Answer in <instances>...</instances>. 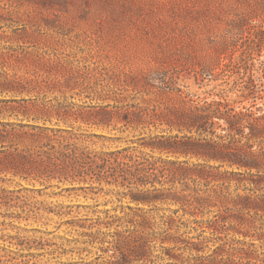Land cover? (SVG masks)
<instances>
[{
    "label": "rangeland",
    "instance_id": "rangeland-1",
    "mask_svg": "<svg viewBox=\"0 0 264 264\" xmlns=\"http://www.w3.org/2000/svg\"><path fill=\"white\" fill-rule=\"evenodd\" d=\"M255 11L254 0H0V122L27 121L23 111L36 110L35 104L42 102L74 108L109 104L110 110L119 105V113L134 104L131 110L147 108L159 128L124 126L118 120L102 127L80 120L74 124L82 126L80 133L98 134L86 138L89 149L127 148L121 156L197 162L139 146L141 137L168 129L166 119L180 109L179 94L159 89L160 80L165 78L192 102L227 99L238 109L244 94L248 98L243 103L249 105V75L264 85V41L250 61L253 69L246 70L241 53L231 54L233 37L226 29L231 19ZM262 18L263 10L253 22ZM249 28L245 25L240 37L248 35ZM259 93L264 95V90ZM257 103L262 105L264 99ZM53 115L56 123L59 117ZM223 170L203 186L211 199L192 205L133 201L125 193L154 187L140 182L122 185V177L117 182L113 177L86 183L52 179L34 185L3 173L0 264H107L114 253L115 232L130 240L122 264L260 263V240L207 226L217 217L236 227L241 217L256 225L264 221V204L256 210L240 199L256 198L255 187L263 194L264 180L239 181ZM171 185L157 182L156 188ZM173 185V190L188 194L194 183L178 177ZM193 210L194 215L186 212ZM169 217L177 221L169 225ZM113 220V225L105 224ZM247 224L239 226L246 229Z\"/></svg>",
    "mask_w": 264,
    "mask_h": 264
},
{
    "label": "trees",
    "instance_id": "trees-1",
    "mask_svg": "<svg viewBox=\"0 0 264 264\" xmlns=\"http://www.w3.org/2000/svg\"><path fill=\"white\" fill-rule=\"evenodd\" d=\"M254 6L256 11L252 16L233 18L226 29L227 35L233 37L229 43L231 54L237 51L241 53L246 70L253 69L254 64L250 61L254 58L256 48L260 49L264 41L262 27L264 18L261 22H253V18L258 17L261 10L264 11V0H254ZM245 25H249L250 31L243 38L240 35L244 34ZM240 39H243L241 44H239ZM257 55L259 56L260 53ZM209 74L213 76L212 73ZM216 78L211 77V79ZM160 81L159 89H170L179 94L176 101L180 109L175 112L174 118L166 119L168 129H162L148 138L141 137L139 146L151 148L152 151L159 150L167 154L197 158V162L189 164L188 160L176 162L161 158L151 159L147 156L140 159L129 154L121 156L122 151H126L127 148L122 151L91 150L84 142L87 137L98 134L80 133L82 126L76 128L74 125L82 120L90 125L110 127L115 120H118L123 121L124 126L134 125L137 128L146 124L145 126L153 125L158 129L159 125L154 117L148 115L147 108L131 110L136 106L132 104L126 106L128 109L126 112L119 113L118 109L121 108L119 105L114 106L115 110H110L109 104H91L74 108L71 104L58 106L59 104L42 102L35 104L36 110L28 108L23 111L28 118L27 121L0 122V175L11 173L13 177H19L34 185L36 182L45 184L52 179L86 183L113 177L117 182L122 177L120 181L122 185L126 182L129 184L140 182L144 186L151 184L154 187L137 191L131 189L125 193L129 194L133 201L154 203L174 200L182 202V205L210 200L212 195L206 193L203 186L208 187L213 183L221 169L239 181L244 179L254 181V178L264 180V103L262 105L257 103L259 98L264 99V95L259 93L264 90L261 89L264 85L259 86L250 74L245 88L250 91L248 96L253 94L252 101L249 105L243 103L248 98L243 94L245 99L240 100L241 105L237 109L234 103L227 99L210 101L204 99L192 102L186 98L187 96L182 95L181 89L171 87L165 78ZM151 82L150 79L148 84L153 86ZM85 108L88 110L85 111ZM54 112L59 117L56 123L53 119ZM60 122L64 124L61 125ZM175 128L178 132L173 134L172 130ZM129 174L136 177V180L130 179ZM168 176H172L171 179ZM178 177L188 178L194 183L191 193L185 194L173 190V184ZM0 181H5V178L0 177ZM157 182L160 184L171 182L172 185L161 189L156 188ZM222 185H225L224 181L221 182L220 186ZM1 189L7 191L4 187ZM257 190L256 187L253 189L256 198L251 199V196L245 195L240 199L250 202L252 208L260 210L261 204H264V193L257 194ZM257 199H261L262 202ZM186 212L195 214L194 210ZM239 220L236 227V224H222L224 221L217 217L208 221L207 226L215 230H235L245 238L260 240L261 245L264 246V221L256 225L245 217ZM166 221L172 225L177 219L169 217ZM114 223L115 220L105 222L107 226ZM244 223H248L247 227L241 229ZM114 235H116L112 245L114 253L107 264H122L124 261L122 258L129 254L130 240L123 236L122 232H115ZM242 242L248 243L246 239ZM255 264H264V259H260V263L255 262Z\"/></svg>",
    "mask_w": 264,
    "mask_h": 264
}]
</instances>
